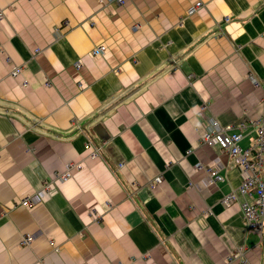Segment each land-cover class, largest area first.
<instances>
[{"label":"crops","instance_id":"crops-1","mask_svg":"<svg viewBox=\"0 0 264 264\" xmlns=\"http://www.w3.org/2000/svg\"><path fill=\"white\" fill-rule=\"evenodd\" d=\"M0 10V264H225L238 248L230 264H264L242 198L221 202L238 193L240 169L200 143L211 116L243 148L257 137L264 0H0Z\"/></svg>","mask_w":264,"mask_h":264},{"label":"built area","instance_id":"built-area-1","mask_svg":"<svg viewBox=\"0 0 264 264\" xmlns=\"http://www.w3.org/2000/svg\"><path fill=\"white\" fill-rule=\"evenodd\" d=\"M118 4H123L125 0H111ZM201 2L196 3V7H199ZM3 18V11L0 10V20ZM228 17L225 18V21ZM104 50V46H97L93 50V54H100ZM79 66V65H77ZM21 73L19 66H12L10 70L11 76H18ZM251 83L254 86L259 85V81L250 75ZM23 86H27V82L23 80ZM45 85H48L46 82ZM263 120H260L257 126V137L248 147L243 148L240 145L242 137L241 132H229V126H222L216 118L213 116L207 118V126L204 132L200 136V143L212 146L218 145L224 152H226L232 159L237 168L240 169L242 174V180L238 187V193L230 192L222 197L221 202L224 206H230L237 201V196L242 198L241 200V214L245 222L246 227L259 236L264 234V127ZM87 151V157L91 159H99L101 155V147L88 143L85 146ZM83 163L68 162L65 168L47 177L43 183L42 188L39 191L38 197L41 194L50 192V190L56 185L57 182H63L72 177L73 171L80 170ZM207 173L215 180H222V176L219 174L218 168L212 167L207 169ZM162 178L160 176L154 179L155 182L160 183ZM211 180V179H210ZM29 198L24 199L23 206L30 205ZM33 237L30 234L21 236L19 245H29ZM243 249L238 248L234 253L227 256L225 264H230L233 261L243 256Z\"/></svg>","mask_w":264,"mask_h":264},{"label":"rangeland","instance_id":"rangeland-1","mask_svg":"<svg viewBox=\"0 0 264 264\" xmlns=\"http://www.w3.org/2000/svg\"><path fill=\"white\" fill-rule=\"evenodd\" d=\"M264 155V154H263ZM263 169H264V166H263ZM263 173H264V171H263ZM234 253V252H233ZM231 255V254H230Z\"/></svg>","mask_w":264,"mask_h":264}]
</instances>
